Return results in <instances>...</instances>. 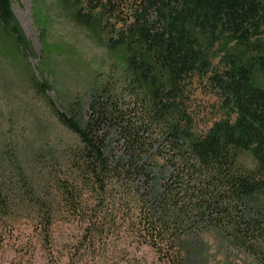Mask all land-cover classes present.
<instances>
[{
    "label": "trees",
    "instance_id": "1",
    "mask_svg": "<svg viewBox=\"0 0 264 264\" xmlns=\"http://www.w3.org/2000/svg\"><path fill=\"white\" fill-rule=\"evenodd\" d=\"M58 1L93 40L105 36L110 68L94 74L85 113L79 101L51 106L76 140L58 192H36L34 175L0 150V227L24 214L48 244L51 193L78 213L81 187L110 198L121 189L139 205L129 227L170 264H180L187 236L209 232L264 264V0ZM35 16L42 52L61 55L43 36L44 13ZM0 27L14 35L0 36V56L19 59L28 43L12 0H0ZM39 75L32 84L45 95ZM197 87L224 111L203 128ZM48 256L59 263L51 247Z\"/></svg>",
    "mask_w": 264,
    "mask_h": 264
},
{
    "label": "rangeland",
    "instance_id": "2",
    "mask_svg": "<svg viewBox=\"0 0 264 264\" xmlns=\"http://www.w3.org/2000/svg\"><path fill=\"white\" fill-rule=\"evenodd\" d=\"M36 11L48 20L43 34L46 42L62 46L61 55L42 52ZM12 14L28 47L15 61L0 56V150L13 152L26 174L34 175L29 178H33L36 192H58L68 170L64 155L76 140L57 121L51 106L61 112L79 101L85 113L94 74L106 75L110 68L106 38L101 35L93 40L58 0H12ZM0 36L14 35L0 27ZM39 71L45 72L41 81L49 86L45 95L36 93L32 84L33 79H40ZM195 99L201 112L200 128L224 117L220 102L210 91L197 87ZM80 192L86 207L78 213L62 207L60 198L50 194L55 215L48 244L40 236L37 222L24 214L0 227V264H50V247L58 264H170L129 227L139 211L135 198L119 193L124 192L121 189H108L106 192H114L112 198L99 196L87 186ZM157 195L154 184L150 202ZM186 238L180 264H255L215 232Z\"/></svg>",
    "mask_w": 264,
    "mask_h": 264
}]
</instances>
